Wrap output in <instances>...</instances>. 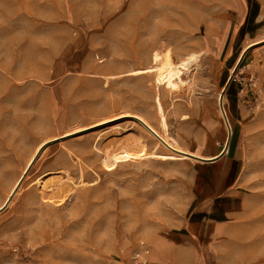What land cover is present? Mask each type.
<instances>
[{"label": "rangeland", "instance_id": "1", "mask_svg": "<svg viewBox=\"0 0 264 264\" xmlns=\"http://www.w3.org/2000/svg\"><path fill=\"white\" fill-rule=\"evenodd\" d=\"M81 30L87 36L81 73L56 79L55 59ZM262 38L264 0H0V88L10 93L0 101V205L30 155L48 141L13 204L0 213V264H136L137 252L147 264H158L151 255L159 235L189 242L198 161L104 169L95 145L100 136L101 147L127 138V117L62 137L127 112L155 124L154 76H122L151 65L155 41L174 49L178 59L208 50L181 91L161 88L171 135L184 147L196 139L205 143L204 153L215 154L208 138L211 109L232 80L225 92L234 129L229 149L244 164L245 209L225 225L195 226H224L225 233L212 236L215 264H264V45L252 46L238 62L245 46ZM111 74L118 77L106 84ZM215 119L214 140L222 147L227 129L222 117ZM87 143L92 146L81 177L76 155ZM65 159L69 166L60 168ZM67 170L78 185L49 199L53 192H43L37 178L50 182ZM200 261V249L188 247L163 264Z\"/></svg>", "mask_w": 264, "mask_h": 264}, {"label": "bare ground", "instance_id": "2", "mask_svg": "<svg viewBox=\"0 0 264 264\" xmlns=\"http://www.w3.org/2000/svg\"><path fill=\"white\" fill-rule=\"evenodd\" d=\"M146 33V32H144ZM160 38L163 35L158 32L156 33ZM256 44L264 45V38L258 39L248 43L242 51L238 62L240 61L242 55L248 51L252 46ZM154 49L151 55V65L147 67H140L133 69L131 71L125 72L122 76H143V75H153L156 84L157 93L155 96V124L143 115L137 113H122L112 118L103 119L94 124L87 126H79L71 131L66 132L62 137L77 134L85 130H90L98 126H102L107 122L117 120L119 118L127 117L130 118V126H132L131 132L127 138L119 142H111L103 147L101 137H99L95 149L100 151L101 160L103 168L106 170H113L118 165L124 163H138L142 164L151 160H159L163 162H188V161H212L224 151L229 150L228 140L231 134L233 135L234 129L229 117V113L226 107V95H224L225 87L219 94L217 106L211 109L214 113L211 118V134L209 138V146L214 148V155H208L202 151L204 144L196 139H192L191 147H184L183 140L176 138L171 135L170 122L165 110L164 100L161 93V88H166L170 92H179L185 85H187L189 79V72L194 64H198L200 58L208 50L204 49L199 52H190L182 58H177V54L174 49L155 41ZM205 48L209 47L208 42L204 44ZM87 50V36L83 30L80 31L77 39L65 50L61 55H59L52 67V73L56 79L62 78L66 74L81 73L83 68V61ZM236 66L232 67L231 74H235ZM94 76H104L99 73H92ZM188 75V76H187ZM118 76L115 74L108 75L106 78V84H109L111 79H115ZM10 93L7 92L6 88H0V101L9 99ZM224 96V98H223ZM212 108V107H211ZM219 115L222 117L226 129L227 137L225 143L222 147H218V141L214 136H216L213 131L216 128L215 116ZM118 125L110 127L111 129L116 128ZM109 129V127H108ZM103 133V130L99 132V135ZM96 136V137H97ZM60 138V137H59ZM182 138V137H181ZM56 139V138H55ZM48 141L42 142L36 150L28 158L27 164L24 167L19 178L12 183L11 190L7 194L4 202L0 205V213L5 208H9L14 201V198L22 188L23 180L26 174L29 172L30 168L36 163V161L43 155L46 151V144ZM198 143V144H197ZM92 144L87 143L82 147V152L76 155L78 161L81 163V177L85 173L86 167L83 165L84 159L88 157V149L90 150ZM218 148V149H216ZM218 150V151H217ZM240 155H243V148L240 146ZM69 159H72V153L68 154ZM2 158V156H0ZM61 167H68L69 162L67 159L60 160ZM37 183L40 185L43 192H53L49 199H53L55 195L74 189L73 185H78L74 182L71 174L67 170L62 176H57L50 182L42 180L41 177L37 178ZM81 185L86 184L85 180L79 182ZM193 235L188 237L189 242H184L185 237H181L175 234L163 233L155 239L153 244V252L151 255L152 260L158 264H163L168 261L170 255L178 249H186L194 247L195 249H200L201 251V261L198 264H215L217 261L218 250L213 244V233L215 235H221L225 233V228L222 225H208L202 228L194 226L191 228Z\"/></svg>", "mask_w": 264, "mask_h": 264}, {"label": "crops", "instance_id": "3", "mask_svg": "<svg viewBox=\"0 0 264 264\" xmlns=\"http://www.w3.org/2000/svg\"><path fill=\"white\" fill-rule=\"evenodd\" d=\"M199 174L194 188L193 226L203 222L225 225L239 217L246 204L241 183L242 158L231 156L230 149L212 161H198Z\"/></svg>", "mask_w": 264, "mask_h": 264}, {"label": "built area", "instance_id": "4", "mask_svg": "<svg viewBox=\"0 0 264 264\" xmlns=\"http://www.w3.org/2000/svg\"><path fill=\"white\" fill-rule=\"evenodd\" d=\"M143 258V252H137L135 255L136 264H147V262L143 261Z\"/></svg>", "mask_w": 264, "mask_h": 264}, {"label": "water", "instance_id": "5", "mask_svg": "<svg viewBox=\"0 0 264 264\" xmlns=\"http://www.w3.org/2000/svg\"><path fill=\"white\" fill-rule=\"evenodd\" d=\"M246 53H247V51L242 55V57H241V60L244 58V56L246 55ZM236 71H237V68H236ZM231 79H229V81H228V83L226 84V86H225V90H224V95H225V92L227 91V89L229 88V86H230V84H231ZM223 98H224V96H223ZM232 135V134H231ZM230 139H231V136H230ZM230 139L228 140L229 142H228V146H229V143H230Z\"/></svg>", "mask_w": 264, "mask_h": 264}]
</instances>
